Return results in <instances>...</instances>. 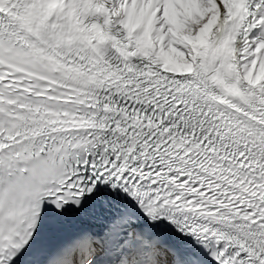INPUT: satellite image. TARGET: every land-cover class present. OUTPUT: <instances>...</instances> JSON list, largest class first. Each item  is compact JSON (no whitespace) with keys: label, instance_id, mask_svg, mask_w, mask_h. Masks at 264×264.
I'll use <instances>...</instances> for the list:
<instances>
[{"label":"snow or ice","instance_id":"snow-or-ice-1","mask_svg":"<svg viewBox=\"0 0 264 264\" xmlns=\"http://www.w3.org/2000/svg\"><path fill=\"white\" fill-rule=\"evenodd\" d=\"M0 264H264V0H0Z\"/></svg>","mask_w":264,"mask_h":264}]
</instances>
